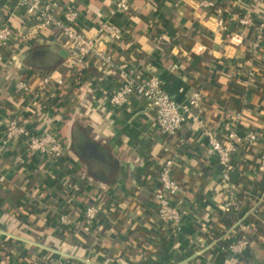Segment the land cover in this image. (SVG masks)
<instances>
[{"label": "crops", "instance_id": "crops-1", "mask_svg": "<svg viewBox=\"0 0 264 264\" xmlns=\"http://www.w3.org/2000/svg\"><path fill=\"white\" fill-rule=\"evenodd\" d=\"M33 1L54 2L56 18L77 10L76 30L119 67L158 77L177 103L199 93L195 114L208 130L223 135L229 124L239 137L257 139L233 155L238 209L223 215L228 190L191 119L167 135L144 99L108 106L103 94L123 82L117 69L93 60L69 65L70 44L58 31L36 28L23 8L0 0V25L14 35L0 46V144L14 118L64 145L58 165L16 141L1 152L0 264H264V173L257 170L264 158V0H129L126 12L115 11L116 0ZM103 23L123 38L98 34ZM44 78L37 102L14 93L17 80L36 90ZM167 158L179 186L172 200L184 211L177 231L159 221L154 199ZM87 206L98 210L89 226ZM241 237L248 245L233 254Z\"/></svg>", "mask_w": 264, "mask_h": 264}, {"label": "built area", "instance_id": "built-area-1", "mask_svg": "<svg viewBox=\"0 0 264 264\" xmlns=\"http://www.w3.org/2000/svg\"><path fill=\"white\" fill-rule=\"evenodd\" d=\"M15 2L19 7L25 10V13L32 20L36 21V28L54 29L59 32V36L64 38L70 44L67 52L66 60L69 65L72 62H84L93 60L99 63L104 70L117 69L123 79L122 84L113 92L103 94V98L108 106L112 108L124 107L131 98H141L155 110V121L158 130L167 135H172L183 127L185 122L191 119L202 131V136L207 139L208 148L216 159L220 167L221 185L228 190L227 200L221 205L220 211L223 215H230L237 212L238 202L233 192L230 181V175L234 171L232 165L233 155L237 152L239 146L243 143L251 144L256 141L254 134H247L239 137L231 125L224 126V134L219 135L205 127L202 119L198 118L195 111L201 104V96L199 93H192L185 104H179L173 100L162 88V83L158 77L151 76L148 78H139L137 74L124 67H119L114 58L102 49L94 38H87L76 30L75 25L79 20L77 10L72 7L67 8L61 18L55 17L54 2L40 4L33 0H7ZM147 2H155V0H146ZM116 12H126L129 10V0H116L114 3ZM243 24H249V20H242ZM258 30H264V24L259 25ZM98 34L106 36L110 42H118L123 38L122 30L110 23L100 25ZM14 38L13 32L7 25H0V46H6ZM256 39H260V33ZM240 67L239 64H237ZM49 83V78H44L36 90H32L30 86L22 81L17 80L14 84V93L17 96H25L30 98L32 102L41 99L44 88ZM61 84V80L57 81ZM16 141L23 144L33 153L46 157L53 165H58L63 160L64 145L55 135L48 132H37L28 128L26 125L20 124L16 119H8L5 125V131L0 144L1 152L10 144ZM164 151H167L164 149ZM173 160L165 159L160 166L158 181L160 190L155 193L156 212L159 221L173 230H178L182 224L183 208L180 202H174L172 198L177 194L179 186L172 176ZM259 172L264 173V158L258 165ZM4 177L0 172V182ZM74 190L77 187L74 186ZM98 214V210L94 206H87L84 210L83 217L86 226L91 225ZM61 223L67 224L64 217ZM241 226V225H240ZM248 241L241 237L237 244H232L230 250L233 254H241L247 247ZM0 246L2 239L0 238ZM52 264H73L66 262H56Z\"/></svg>", "mask_w": 264, "mask_h": 264}, {"label": "trees", "instance_id": "trees-1", "mask_svg": "<svg viewBox=\"0 0 264 264\" xmlns=\"http://www.w3.org/2000/svg\"><path fill=\"white\" fill-rule=\"evenodd\" d=\"M263 158V156H261L260 158H259V163L261 162V159ZM218 164V163H217ZM233 179H234V177L233 178H231V175H230V181H229V184H232V181H233ZM68 263H71L70 261H67Z\"/></svg>", "mask_w": 264, "mask_h": 264}, {"label": "water", "instance_id": "water-1", "mask_svg": "<svg viewBox=\"0 0 264 264\" xmlns=\"http://www.w3.org/2000/svg\"><path fill=\"white\" fill-rule=\"evenodd\" d=\"M60 56H61V57H65V54H64V53H62Z\"/></svg>", "mask_w": 264, "mask_h": 264}]
</instances>
